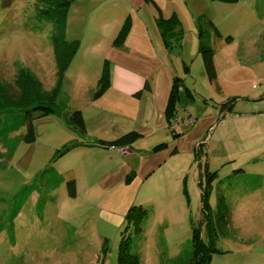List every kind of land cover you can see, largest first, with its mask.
I'll use <instances>...</instances> for the list:
<instances>
[{
  "label": "rangeland",
  "instance_id": "1",
  "mask_svg": "<svg viewBox=\"0 0 264 264\" xmlns=\"http://www.w3.org/2000/svg\"><path fill=\"white\" fill-rule=\"evenodd\" d=\"M59 1L0 0V88L21 73L44 95L60 82L56 112L33 119L30 141L25 113L1 106L0 264H119L123 236L129 264H186L193 228L210 241L208 222L210 264H264V0H71L61 34L77 42L62 76L58 26L42 11ZM172 14L183 37L170 50L157 19ZM199 28L214 49V80ZM174 76L179 116L170 127ZM75 110L84 130L70 120ZM133 130L126 147L109 146ZM206 161L217 172L210 189ZM132 205L146 211L138 232L126 219ZM219 206L229 210L225 229Z\"/></svg>",
  "mask_w": 264,
  "mask_h": 264
},
{
  "label": "trees",
  "instance_id": "2",
  "mask_svg": "<svg viewBox=\"0 0 264 264\" xmlns=\"http://www.w3.org/2000/svg\"><path fill=\"white\" fill-rule=\"evenodd\" d=\"M148 1V0H146ZM224 2L232 3L237 0H221ZM72 4L71 0H60L56 4L52 5L51 11L47 9H43L42 11L50 16V18L54 19L55 24L58 26L57 31L59 34L54 36L53 45L54 52L56 56V64L58 68L59 76H62L64 71L67 69L70 64L76 48V40L67 42L62 38L61 30L64 25V20L66 18V14L68 12L69 6ZM209 24L212 26L214 33L217 36H221L220 31L217 26L213 23L212 20H209ZM180 21L175 14H172L170 17L165 18L160 16L157 19V27L159 30V34L164 42V45L167 49L172 50L173 47L177 45H181L182 37H183V29L180 28ZM60 27V29H59ZM229 39V36L226 37ZM199 39V48L198 52L201 55L203 61V67L205 70V74L209 80H214L217 76V72L215 69V61H214V49L209 45L207 41V35L205 31L199 28L198 32ZM181 78L178 76H174L171 79V87L167 97V101L164 107V114L166 117V121L168 126H172V123L175 122L178 114V99H179V91L178 84L180 83ZM106 75L99 79L98 82V93L103 91L106 86ZM36 81L29 75L21 73L16 83L10 86H4L0 88V112L6 111L5 108H1L2 103L5 104V107H12L16 112L22 111L25 113L26 120V128L27 133L24 137L26 141H30L34 138L33 134V119L48 114L50 112H56L53 106V100L57 94L58 86L53 90L51 95H44L43 93L36 91ZM183 84V83H182ZM150 88L148 81L144 82L143 89ZM187 91L186 87H184ZM142 88L136 91L137 95L141 93ZM233 99L229 101L232 103ZM222 108H224V104H222ZM11 110V111H13ZM70 120L76 123L81 130L85 129V123L82 117V114L79 110H75L70 114ZM139 132L133 130L127 133L122 134L116 139L110 141V147H118L124 146L126 147L128 144L133 142L138 136ZM161 144H165L164 142L158 143L155 145V150L159 148ZM208 162H205L204 165V175L206 177V185L208 189L212 186V181L214 177L217 176L216 171H209ZM67 189L70 194H74V180L70 179L67 181ZM205 197V196H204ZM203 201V207H205V199ZM221 197H219L220 199ZM223 200L218 202V205L222 204ZM146 211L141 205H132L128 209V213L126 215V219L128 222L132 223L134 231L138 232L140 230V224L144 218ZM219 217L220 226L225 229L226 221L229 218V210L218 207V212L216 214ZM225 218L220 222V218ZM218 221V219L216 218ZM210 222H208V231L210 241L205 243L199 236L198 229L193 228L192 234V249L188 261L186 264H210L211 253L214 250L212 240L213 231L209 227ZM224 224V225H223ZM131 243V237L123 236L119 242L118 246V263L119 264H129L130 262L135 263L136 260L133 259L134 256L129 252ZM134 260V261H133Z\"/></svg>",
  "mask_w": 264,
  "mask_h": 264
},
{
  "label": "built area",
  "instance_id": "3",
  "mask_svg": "<svg viewBox=\"0 0 264 264\" xmlns=\"http://www.w3.org/2000/svg\"><path fill=\"white\" fill-rule=\"evenodd\" d=\"M176 121H178V120H175V122H173V127H176L177 126V122Z\"/></svg>",
  "mask_w": 264,
  "mask_h": 264
},
{
  "label": "crops",
  "instance_id": "4",
  "mask_svg": "<svg viewBox=\"0 0 264 264\" xmlns=\"http://www.w3.org/2000/svg\"><path fill=\"white\" fill-rule=\"evenodd\" d=\"M178 114H179V113H178ZM178 114H177V117L179 116Z\"/></svg>",
  "mask_w": 264,
  "mask_h": 264
}]
</instances>
